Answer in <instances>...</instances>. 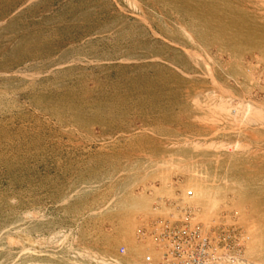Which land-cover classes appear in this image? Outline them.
I'll use <instances>...</instances> for the list:
<instances>
[{"label":"rangeland","instance_id":"374dc122","mask_svg":"<svg viewBox=\"0 0 264 264\" xmlns=\"http://www.w3.org/2000/svg\"><path fill=\"white\" fill-rule=\"evenodd\" d=\"M186 203L264 264V0H0V264H156Z\"/></svg>","mask_w":264,"mask_h":264},{"label":"built area","instance_id":"2783aa9c","mask_svg":"<svg viewBox=\"0 0 264 264\" xmlns=\"http://www.w3.org/2000/svg\"><path fill=\"white\" fill-rule=\"evenodd\" d=\"M191 194L186 192L187 197ZM168 210V218H158L153 223V240L160 255L156 264H235L238 261V253H227L223 229L210 230L192 222L194 211L188 203L180 207L173 205ZM139 235L145 237L146 229ZM123 250L121 247L120 252ZM150 261V256H145V262Z\"/></svg>","mask_w":264,"mask_h":264},{"label":"bare ground","instance_id":"6f19581e","mask_svg":"<svg viewBox=\"0 0 264 264\" xmlns=\"http://www.w3.org/2000/svg\"><path fill=\"white\" fill-rule=\"evenodd\" d=\"M18 70V69H17Z\"/></svg>","mask_w":264,"mask_h":264}]
</instances>
